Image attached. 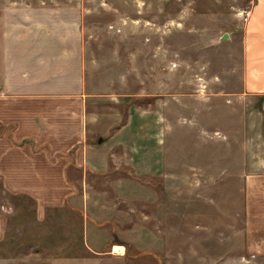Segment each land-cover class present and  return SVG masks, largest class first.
Masks as SVG:
<instances>
[{"label": "rangeland", "instance_id": "374dc122", "mask_svg": "<svg viewBox=\"0 0 264 264\" xmlns=\"http://www.w3.org/2000/svg\"><path fill=\"white\" fill-rule=\"evenodd\" d=\"M42 4L80 8L86 107L115 119L97 127L109 132L103 150L145 144L142 167L166 173L128 163L90 177L84 209L39 211L30 184L2 183L0 264H264L263 100L238 91L252 1L0 0V15ZM94 202L118 214L110 237L122 253L91 227L86 244Z\"/></svg>", "mask_w": 264, "mask_h": 264}, {"label": "crops", "instance_id": "0c3cea01", "mask_svg": "<svg viewBox=\"0 0 264 264\" xmlns=\"http://www.w3.org/2000/svg\"><path fill=\"white\" fill-rule=\"evenodd\" d=\"M251 1L243 31L237 37L241 44L238 91L242 95L262 97L264 123V0ZM86 101L80 8L42 4L14 6L3 11L0 15V185L7 181L17 184L16 188L30 184L24 190L37 197L39 211L44 202H70L84 209L89 202L85 191L91 183L89 178L107 176L121 164L131 163L140 173L165 176L166 163L162 169L142 167L143 153L149 151L145 144L135 147L125 141L127 144L120 153L103 150L102 141L109 132L101 133L97 127L111 125L115 119L102 112H89ZM133 120L132 116L118 130L129 127ZM123 179L127 178L118 176L109 181ZM53 185L59 188L55 190ZM100 203L94 202L92 214L83 210L85 242L92 247L88 244L91 227L92 240L98 239V232L104 233L102 246L111 245L113 250L117 244L110 235L118 214L111 207L106 213L102 209L104 203ZM89 218L101 222V227L95 222L89 226ZM105 223L114 227L107 230L102 225ZM4 225L0 215V239ZM105 248L94 249L104 252Z\"/></svg>", "mask_w": 264, "mask_h": 264}, {"label": "bare ground", "instance_id": "6f19581e", "mask_svg": "<svg viewBox=\"0 0 264 264\" xmlns=\"http://www.w3.org/2000/svg\"><path fill=\"white\" fill-rule=\"evenodd\" d=\"M123 249H124V247L122 245H114V247H113V251L115 253H122Z\"/></svg>", "mask_w": 264, "mask_h": 264}, {"label": "built area", "instance_id": "2783aa9c", "mask_svg": "<svg viewBox=\"0 0 264 264\" xmlns=\"http://www.w3.org/2000/svg\"><path fill=\"white\" fill-rule=\"evenodd\" d=\"M245 12H246V16H247V15L249 14V10H246ZM246 16H245V17H246Z\"/></svg>", "mask_w": 264, "mask_h": 264}, {"label": "water", "instance_id": "95a60500", "mask_svg": "<svg viewBox=\"0 0 264 264\" xmlns=\"http://www.w3.org/2000/svg\"><path fill=\"white\" fill-rule=\"evenodd\" d=\"M227 35V33H225V36ZM101 141V139H99Z\"/></svg>", "mask_w": 264, "mask_h": 264}]
</instances>
